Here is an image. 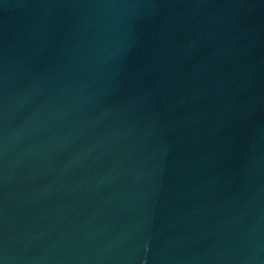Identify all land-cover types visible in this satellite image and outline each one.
Masks as SVG:
<instances>
[{
	"label": "water",
	"instance_id": "water-1",
	"mask_svg": "<svg viewBox=\"0 0 264 264\" xmlns=\"http://www.w3.org/2000/svg\"><path fill=\"white\" fill-rule=\"evenodd\" d=\"M0 264H264V0H0Z\"/></svg>",
	"mask_w": 264,
	"mask_h": 264
}]
</instances>
